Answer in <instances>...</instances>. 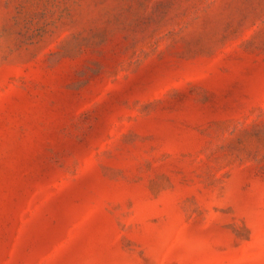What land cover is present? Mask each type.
I'll use <instances>...</instances> for the list:
<instances>
[{
    "label": "rangeland",
    "instance_id": "obj_1",
    "mask_svg": "<svg viewBox=\"0 0 264 264\" xmlns=\"http://www.w3.org/2000/svg\"><path fill=\"white\" fill-rule=\"evenodd\" d=\"M0 264H264V0H0Z\"/></svg>",
    "mask_w": 264,
    "mask_h": 264
}]
</instances>
